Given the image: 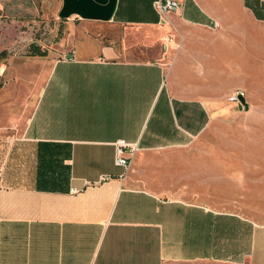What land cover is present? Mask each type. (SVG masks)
<instances>
[{"label": "crops", "instance_id": "0c3cea01", "mask_svg": "<svg viewBox=\"0 0 264 264\" xmlns=\"http://www.w3.org/2000/svg\"><path fill=\"white\" fill-rule=\"evenodd\" d=\"M155 1L60 0L57 43L0 68V264H264V224L115 165L119 140L193 149L225 112L224 2Z\"/></svg>", "mask_w": 264, "mask_h": 264}, {"label": "rangeland", "instance_id": "374dc122", "mask_svg": "<svg viewBox=\"0 0 264 264\" xmlns=\"http://www.w3.org/2000/svg\"><path fill=\"white\" fill-rule=\"evenodd\" d=\"M220 1L227 29L225 112L211 117L209 130L195 138L193 149L136 152L127 175L132 187L186 202L210 200L224 211L264 224V0ZM48 4L53 6L50 0ZM45 21V46L50 49L64 27L52 14ZM164 23L167 34L174 22ZM237 90L245 94L244 106L228 101ZM218 158H225L224 166ZM210 179L215 188L204 193L195 189Z\"/></svg>", "mask_w": 264, "mask_h": 264}, {"label": "flooded vegetation", "instance_id": "af4514ba", "mask_svg": "<svg viewBox=\"0 0 264 264\" xmlns=\"http://www.w3.org/2000/svg\"><path fill=\"white\" fill-rule=\"evenodd\" d=\"M0 0V67L20 51L38 48L45 52L46 18H57L60 0ZM38 35L42 37L36 39Z\"/></svg>", "mask_w": 264, "mask_h": 264}, {"label": "built area", "instance_id": "2783aa9c", "mask_svg": "<svg viewBox=\"0 0 264 264\" xmlns=\"http://www.w3.org/2000/svg\"><path fill=\"white\" fill-rule=\"evenodd\" d=\"M154 6L158 9L161 15L166 14L167 12L174 11L178 7L177 0H156ZM214 22V26H216ZM245 94L241 90H237L232 95L229 96L228 101L233 104H239V98H244ZM138 152V148L135 144H128L124 140H119L115 144V165L124 169V172L127 173L131 167L132 159L134 155ZM75 192V190H71Z\"/></svg>", "mask_w": 264, "mask_h": 264}, {"label": "trees", "instance_id": "16d2710c", "mask_svg": "<svg viewBox=\"0 0 264 264\" xmlns=\"http://www.w3.org/2000/svg\"><path fill=\"white\" fill-rule=\"evenodd\" d=\"M25 55H27V56H44L45 52L41 51L38 48H34L32 51L26 53Z\"/></svg>", "mask_w": 264, "mask_h": 264}, {"label": "water", "instance_id": "95a60500", "mask_svg": "<svg viewBox=\"0 0 264 264\" xmlns=\"http://www.w3.org/2000/svg\"><path fill=\"white\" fill-rule=\"evenodd\" d=\"M245 99L244 98H239V104L241 105V106H244L245 105Z\"/></svg>", "mask_w": 264, "mask_h": 264}]
</instances>
